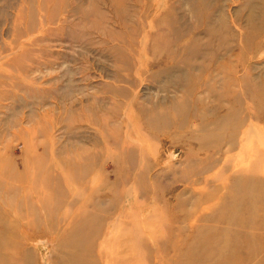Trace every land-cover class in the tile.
<instances>
[{"label":"rangeland","instance_id":"374dc122","mask_svg":"<svg viewBox=\"0 0 264 264\" xmlns=\"http://www.w3.org/2000/svg\"><path fill=\"white\" fill-rule=\"evenodd\" d=\"M0 185L22 264H264V0H0Z\"/></svg>","mask_w":264,"mask_h":264},{"label":"bare ground","instance_id":"6f19581e","mask_svg":"<svg viewBox=\"0 0 264 264\" xmlns=\"http://www.w3.org/2000/svg\"><path fill=\"white\" fill-rule=\"evenodd\" d=\"M175 67V66H174ZM170 70V69H169ZM171 70H172V68H171ZM199 70V69H198ZM163 71H164V69H163ZM171 72V71H170ZM155 77V76H154ZM154 79V78H153ZM240 84V83H239ZM243 88V87H242ZM153 109V108H152ZM152 111V110H151ZM236 127H237V125L235 124V125H233V130H234V132L232 133V135L231 136H229L228 137V145H229V148H234L235 147V142H236V140H237V137H236V133H235V130H236ZM160 128V127H159ZM234 134V135H233ZM242 177H243V175H242ZM243 181H245V179H243ZM4 182V181H3ZM253 183V182H252ZM0 186H2V185H0ZM27 186V185H26ZM31 188V187H30ZM29 189V188H28ZM50 189V188H49ZM243 189L245 190V195L246 196H244V210L247 212V211H251L252 209H253V206H251V204H252V198H254V196H251V195H254L253 193H255V192H257V191H255V190H253V188H252V185H251V182H245V183H243ZM3 189H1V191H2ZM26 190V189H25ZM30 191V190H29ZM133 192V191H132ZM21 193V192H20ZM29 193V192H28ZM28 193H27V195L26 196H28ZM31 193V192H30ZM44 193H47V192H44ZM43 193V194H44ZM260 192H258V194H259ZM24 194V193H23ZM26 194V193H25ZM34 194H35V192H34ZM48 194V193H47ZM32 195V194H31ZM51 196H53V195H51ZM127 196V195H126ZM35 197V196H34ZM37 197V196H36ZM35 197V198H36ZM39 197V196H38ZM41 197V196H40ZM49 197V196H48ZM56 197H58V199H59V196H56ZM45 198H46V196H45ZM23 199V197H21V199H20V201ZM47 199V198H46ZM50 199H51V197H50ZM49 198H48V200H50ZM58 199H56L57 200V202H58ZM264 201V200H263ZM38 202H39V200H38ZM41 202V204H43V207L44 206H47V204L44 202V201H40ZM47 202V201H46ZM49 204H50V201L48 202ZM51 203H52V200H51ZM48 204V205H49ZM69 204V203H68ZM33 205V204H32ZM32 205H31V207H29V210H30V213H33V212H36V210L37 211H41V210H38L37 208H35L34 209V207H32ZM51 205H53V204H51ZM50 206V205H49ZM57 206V205H56ZM55 206V207H56ZM59 206H60V203H59ZM46 208H48V207H46ZM46 208L45 209H43V210H46ZM51 208V207H50ZM49 208V209H50ZM52 209H53V207H52ZM56 209V208H55ZM54 209V210H55ZM51 210V209H50ZM51 212V211H50ZM53 212V211H52ZM259 213H261L260 211H259ZM38 214V213H37ZM42 214V213H41ZM51 214V213H50ZM46 215V214H45ZM95 215H97V214H95ZM53 216H55L54 215V213H53ZM257 215L255 214L252 218H250V217H247L246 216V218H247V220L245 221V223H250V221H251V219H254L255 217H256ZM258 216H260V214L258 215ZM262 216H264V213L262 214ZM47 217V216H46ZM94 217L95 216H88V218L87 219H85L86 221H87V223H90V219H94ZM108 217V216H107ZM40 218V217H39ZM43 218V217H42ZM45 218V217H44ZM51 218H52V216H51ZM45 220V219H44ZM43 220V221H44ZM57 220V222H56V225H54V226H52V225H50L51 227L49 228H45L44 227V224H43V227L46 229V231L44 230V228L42 227V224H40L39 223V221L37 222V223H35V225H39V227L42 229V233L43 234H48L47 232L49 231L50 233H52V231H53V233H55L56 235H58V240H63L64 238H65V241L66 242H68V241H73V237H77L72 231H67V232H63L64 234L62 235L61 233H60V231H61V227L59 226V224H60V220H59V218L58 219H56ZM59 220V221H58ZM80 220H82V218H80ZM52 222V221H51ZM50 222V223H51ZM104 222H105V220L101 223V224H104ZM9 222L8 221H6V220H4V219H2V218H0V225H1V228H0V264H22V261H20V259H19V256H20V253H25V245L27 244V241H24V239L22 238V237H20V231H18L17 232V230H16V228L11 224V226H9ZM51 224H54V223H51ZM58 224V225H57ZM9 226V227H8ZM102 227V226H101ZM92 228H94V227H92ZM103 228V227H102ZM55 229V230H54ZM48 230V231H47ZM91 230H93V231H95V229H91ZM18 234H19V236H18ZM19 239V240H18ZM57 239V238H56ZM83 239H87L88 241L90 240V237H89V235H85L84 236V238ZM82 243V242H81ZM127 243V242H126ZM93 246H92V249H93V247H94V243L92 244ZM76 246H77V248H80V249H82L83 248V246H82V244H81V246H79L77 243H76ZM105 247H107V246H102L101 245V248H105ZM88 247H86L85 248V250H84V252H87L88 251ZM129 249H131L132 251H133V249H132V247H129ZM1 251H3V252H1ZM132 255H133V253L131 254V255H129L128 256V258L127 259H129V260H125V263L126 264H128V263H130L131 261H135V259H133L132 258ZM131 257V258H130ZM20 261V262H19Z\"/></svg>","mask_w":264,"mask_h":264}]
</instances>
